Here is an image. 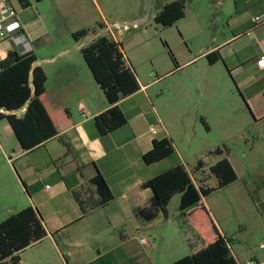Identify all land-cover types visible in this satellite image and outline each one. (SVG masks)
<instances>
[{
    "label": "crops",
    "instance_id": "obj_1",
    "mask_svg": "<svg viewBox=\"0 0 264 264\" xmlns=\"http://www.w3.org/2000/svg\"><path fill=\"white\" fill-rule=\"evenodd\" d=\"M23 1L25 6L14 0L17 19L37 58L35 65L46 74V99L59 116L63 110H68L70 119L68 124L62 121L64 127L58 136L31 151L23 150L17 141L11 158L2 146L4 160L14 167L21 182L18 187L0 193V199L10 208L3 220L32 206L40 214L47 232L42 241L20 253V263L172 264L201 249L203 240L193 230L189 219L191 211L172 215L167 208V214L162 211L154 214L153 192L142 187L177 164H182L198 185L205 167L197 171L196 165L192 174L177 149L178 157L173 166L165 163L171 156L152 164L144 160V155L153 147V140L166 137L173 142L175 139L149 96V90L162 76H152L151 81L143 83L135 73L140 90L115 104L126 117V124L100 136L94 119L112 105L95 81L81 49L106 34L93 30L76 41L74 32L90 29L82 27L67 30L70 41L55 40L41 24L38 6L46 0ZM255 3L259 6L257 10L233 15L223 33L214 32L208 46H197L192 57L178 64L175 70L192 68L189 85L205 99L203 112L201 108L196 114L193 112V119L197 121L200 115L207 132L236 122L241 128H255L254 136L259 141L264 135V69L257 65V59L264 54V0H254ZM250 12L252 16L248 15ZM254 17L262 21L254 22ZM98 25L103 29L107 27L102 23ZM41 47L49 51L37 57L36 51H41ZM11 50L23 53L13 39L0 37V60ZM162 95V92L155 94L157 101ZM23 112L24 109L18 115ZM154 124L155 133L150 131ZM256 146L257 142L252 144L249 153L255 151ZM223 158L229 160L237 179L213 193L233 187L239 181L240 171L247 174L257 170L244 150L240 156L242 162L238 161L237 166L228 149L216 155L214 164ZM99 173L113 195L104 205L99 204L93 182ZM207 182L208 178L205 185ZM217 185L216 180L214 186H207ZM245 189L250 192L251 202L258 212L251 223L258 232L247 238L244 237L248 230L246 224L235 227L219 222L213 208L202 199L221 236L232 240L230 249L236 262L243 264L250 259L264 261V251L259 249L264 241V178L255 187ZM144 213L153 215L148 218ZM233 244L239 246L237 250L243 251L244 257L235 255Z\"/></svg>",
    "mask_w": 264,
    "mask_h": 264
},
{
    "label": "rangeland",
    "instance_id": "obj_2",
    "mask_svg": "<svg viewBox=\"0 0 264 264\" xmlns=\"http://www.w3.org/2000/svg\"><path fill=\"white\" fill-rule=\"evenodd\" d=\"M171 1L173 0H46L38 8L41 12V24L58 41H70L68 29L85 27L101 33L111 25H121L119 28L112 27L105 34L120 44L141 82L151 81L152 76H162L149 90V96L159 109L165 126L172 132L175 149L179 151L189 171L193 174L198 161L205 162L203 172L208 178V186L216 184L210 173V166L214 164L216 155H210L209 151L216 147H226L236 166L238 161L242 162V150L249 154V160L257 165V170H250L247 174L240 171L239 181L233 187L204 198L207 205L213 208V214L219 222L235 227L237 224H246L248 230L244 237L247 238L258 232L251 224L258 212L251 202L250 192L245 188L255 187L264 178V135L256 141L255 128H241L236 122L226 128L216 127L207 132L200 115L197 121L193 119V112L196 114L199 108L203 112L205 99L189 85L192 68L178 72L175 70V63L189 60L197 46H208L214 32L218 35L223 33L228 19L233 15L236 17L244 10L253 12L259 6L253 4L254 0H186L185 16L165 27L157 23L154 17ZM252 12L248 15L252 16ZM99 23L107 27L103 29L99 27ZM40 50L36 51L37 57L45 56L49 51L43 47ZM160 92L163 95L157 101L155 94ZM182 116L183 118H179ZM256 142V150L249 153V148ZM2 146L12 158V149L16 148L17 140L6 121H0V193L21 185L14 167L2 156ZM177 157L175 153L166 160V165L176 164ZM196 178L194 177L195 180ZM178 201L179 195L176 194L168 204L169 214H177ZM8 210L10 208L0 199V222ZM238 248L233 244L235 255L244 257L243 251L239 252Z\"/></svg>",
    "mask_w": 264,
    "mask_h": 264
},
{
    "label": "trees",
    "instance_id": "obj_3",
    "mask_svg": "<svg viewBox=\"0 0 264 264\" xmlns=\"http://www.w3.org/2000/svg\"><path fill=\"white\" fill-rule=\"evenodd\" d=\"M25 6L23 0H18ZM186 0H173L157 12L154 19L165 27L175 24L185 16ZM93 30L82 29L73 33L76 41L87 37ZM95 81L100 86L112 107L95 117V125L100 136H105L127 122L122 111L115 105L121 99L140 90L136 74L124 57L118 42L108 35H102L81 49ZM173 60L174 57L172 56ZM36 56L31 52H8L0 60V121L6 120L20 147L31 151L47 140L59 135L69 123L70 112L63 110L58 115L45 96L46 74L40 66L35 65ZM178 64L175 63V68ZM22 115L18 112L23 110ZM227 152L225 147H218L210 155ZM175 153L171 139L166 137L153 140L152 149L144 155V160L152 164ZM198 161L197 171L204 167ZM210 173L218 181L217 187L205 185L206 176L201 171L198 185L182 164H177L152 179L142 187L153 192L151 206L155 212L167 214V206L176 194L179 195L178 211L181 214L191 211L189 219L193 230L203 240L201 249L172 264H237L231 249L232 240L221 236L202 199L214 191L224 188L237 179L236 172L227 158L219 160L210 167ZM99 194V204L104 205L113 198L105 179L99 173L93 180ZM153 214H143L151 217ZM47 236L43 220L38 211L28 206L19 212L10 214L0 222V264H21L20 253L26 248L42 241Z\"/></svg>",
    "mask_w": 264,
    "mask_h": 264
},
{
    "label": "built area",
    "instance_id": "obj_4",
    "mask_svg": "<svg viewBox=\"0 0 264 264\" xmlns=\"http://www.w3.org/2000/svg\"><path fill=\"white\" fill-rule=\"evenodd\" d=\"M17 9L14 5V0H0V37L2 39H13L15 43L21 48L22 52L31 51L30 41L22 30L21 24L17 19ZM254 22L262 21L260 17H254ZM111 30V29H110ZM257 65L264 69V54L257 59ZM150 131L155 133L156 128L152 126ZM259 249L264 251V241L260 243ZM243 264V263H237ZM244 264H264V261L250 259Z\"/></svg>",
    "mask_w": 264,
    "mask_h": 264
},
{
    "label": "water",
    "instance_id": "obj_5",
    "mask_svg": "<svg viewBox=\"0 0 264 264\" xmlns=\"http://www.w3.org/2000/svg\"><path fill=\"white\" fill-rule=\"evenodd\" d=\"M120 26H121L120 24L111 25L110 27H108L107 29H105V31H103V33H106V31L110 30L112 27L119 28Z\"/></svg>",
    "mask_w": 264,
    "mask_h": 264
}]
</instances>
